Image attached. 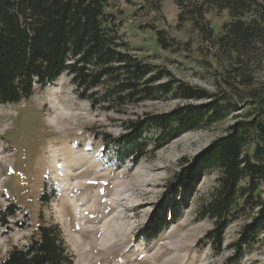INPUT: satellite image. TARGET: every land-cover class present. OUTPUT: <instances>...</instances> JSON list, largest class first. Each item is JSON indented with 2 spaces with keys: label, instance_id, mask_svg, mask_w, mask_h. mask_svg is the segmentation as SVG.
I'll list each match as a JSON object with an SVG mask.
<instances>
[{
  "label": "rangeland",
  "instance_id": "obj_1",
  "mask_svg": "<svg viewBox=\"0 0 264 264\" xmlns=\"http://www.w3.org/2000/svg\"><path fill=\"white\" fill-rule=\"evenodd\" d=\"M105 11L133 55L192 85L227 95L240 110L212 122L204 119L198 128L178 135L175 126L161 134L148 125L137 140L119 144L116 139L130 121L169 112L187 100L159 90L140 102L109 105L102 100L94 106L64 72L48 85H35L30 98L0 104V214L17 205L16 214L7 216L8 229L0 221V263L13 247L26 246L40 226L56 225L75 264H264V223L231 260L234 243L257 216V200L244 204L239 195L245 208L235 212L221 248L205 238L215 226L201 214L219 186L221 171L214 163L200 164L201 178L193 187L166 189L183 158H197L250 113L247 90L264 91V45L251 47L249 58L236 59L191 20L180 22L176 0H108ZM206 19L216 37L233 21L228 10L216 7L207 11ZM157 29L164 30L172 47L160 45ZM94 91L103 99V90ZM55 111L67 118L58 128L48 120ZM246 150L252 153L254 146L248 144ZM137 153L143 156L134 164ZM258 194L264 201V182ZM157 213L169 224L159 235L143 234Z\"/></svg>",
  "mask_w": 264,
  "mask_h": 264
},
{
  "label": "trees",
  "instance_id": "obj_2",
  "mask_svg": "<svg viewBox=\"0 0 264 264\" xmlns=\"http://www.w3.org/2000/svg\"><path fill=\"white\" fill-rule=\"evenodd\" d=\"M108 0H0V104L18 103L31 97L35 85L54 82L64 72L71 76L82 98H89L94 106L102 100L110 104L125 101L140 102L157 96V91L172 93L187 100L185 104L165 113H147L130 121L127 131L116 139L125 143L137 140L148 125H155L162 133L176 135L199 127L206 119L212 122L229 111L240 110L231 105L227 95L192 85L173 75L168 69L151 65L120 42V35L110 26L105 11ZM179 21L191 20L209 41L224 46L229 54L240 60L249 58L250 48L264 45V0H176ZM216 7L228 10L233 21L226 25L223 35L216 37L206 19L207 11ZM160 45L168 49L173 43L164 30L157 29ZM175 41V39H173ZM163 78H166L162 82ZM239 82H242L241 80ZM250 84V81H246ZM244 85V82L241 83ZM103 90L98 99L94 90ZM252 110L245 119L231 124L226 133L212 141L197 158H183L179 170L166 183V189L191 188L201 178L199 166L214 163L221 171L219 186L204 202L201 214L211 217L215 226L206 239L219 248L224 232L235 212L244 204L257 200V216L245 225L234 243L236 259L255 236L256 228L264 223V201L258 194L264 182V91L249 89ZM199 101V103L188 101ZM252 144L254 151L246 150ZM142 153L134 155L137 164ZM247 180L246 187L240 183ZM258 194V195H257ZM259 198H258V197ZM17 205L1 211V224L8 229L7 216H14ZM176 217V215H174ZM168 220L154 215L143 234L159 235ZM18 226L23 227L22 224ZM0 264H75L61 229L56 225H42L24 247H13Z\"/></svg>",
  "mask_w": 264,
  "mask_h": 264
},
{
  "label": "bare ground",
  "instance_id": "obj_3",
  "mask_svg": "<svg viewBox=\"0 0 264 264\" xmlns=\"http://www.w3.org/2000/svg\"><path fill=\"white\" fill-rule=\"evenodd\" d=\"M64 119H67V118H65L64 113H58L57 111H55V114L52 117H50L48 120H49L50 124H52V126H54L55 128H58V127H60V124H62L65 121ZM76 184H78V183H76ZM67 189H68V187L65 188V190H67ZM69 189H71V187ZM63 200L65 201L64 197H63Z\"/></svg>",
  "mask_w": 264,
  "mask_h": 264
},
{
  "label": "snow or ice",
  "instance_id": "obj_4",
  "mask_svg": "<svg viewBox=\"0 0 264 264\" xmlns=\"http://www.w3.org/2000/svg\"><path fill=\"white\" fill-rule=\"evenodd\" d=\"M89 183H104V184H107V181H89ZM100 191L103 193L104 189L101 188Z\"/></svg>",
  "mask_w": 264,
  "mask_h": 264
}]
</instances>
